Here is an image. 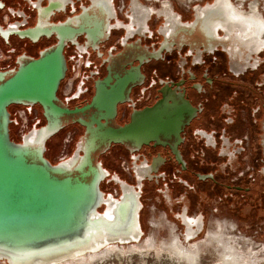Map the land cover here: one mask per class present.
<instances>
[{
  "label": "flooded vegetation",
  "instance_id": "flooded-vegetation-1",
  "mask_svg": "<svg viewBox=\"0 0 264 264\" xmlns=\"http://www.w3.org/2000/svg\"><path fill=\"white\" fill-rule=\"evenodd\" d=\"M237 1V5L231 0L226 2V11L234 15L222 17L214 12L215 18L223 20L208 17L204 26L182 32L181 28L193 22L195 12L198 16L211 13L212 2L205 7L192 6L189 18L168 2L154 10L136 1L119 8L115 0H0V71L15 70L22 60L36 59L54 46L59 38L51 26L60 27L69 21V27L77 29V16L87 15L89 24H99L103 33L96 40L87 38L86 33L65 40L66 72L57 96L70 109L91 101L98 79L109 72L122 76L131 70L140 76L128 85L125 99L116 105V125L128 123L134 111L164 98L171 101L181 96L193 110L180 133L176 147L179 158L170 146L172 141L165 146L149 143L134 151L112 144L98 156L102 165L107 159L114 164L126 160L132 169L133 187L139 185L140 199L147 189L158 193L163 188L177 204L191 200L201 207L209 201L220 204L238 200L241 205L261 207L264 16L260 0H250L245 11L240 8L245 0ZM107 21L108 30L104 31L102 26ZM79 22L83 29L92 27ZM37 23L48 35L45 31L34 37L19 35ZM75 51L83 54L84 65L81 78L65 97L62 91L71 74ZM31 109L41 124V108L34 105ZM68 128L83 133L78 124L63 130ZM117 176L122 179V175ZM112 183L108 177L101 185ZM181 212L189 242L203 228V217H189L186 209ZM190 227L196 229L191 231Z\"/></svg>",
  "mask_w": 264,
  "mask_h": 264
},
{
  "label": "water",
  "instance_id": "water-1",
  "mask_svg": "<svg viewBox=\"0 0 264 264\" xmlns=\"http://www.w3.org/2000/svg\"><path fill=\"white\" fill-rule=\"evenodd\" d=\"M208 17L223 20L215 18L214 12L205 16L195 12L191 25L180 31L204 26ZM76 19L77 29H71L69 21L50 27L58 32V42L38 58L22 60L15 70L0 71V259L8 264L52 261L83 249L100 237L125 236L132 229L140 233V238L139 185L124 193L123 187L128 185L110 175L98 156L112 144L134 151L149 143L165 146L172 141L170 146L179 158L176 147L181 141L180 133L193 115L187 101L177 96L134 111L128 123L116 125V105L125 99L128 85L140 76L131 70L122 76L109 72L98 79L91 101L70 109L57 96L66 72L65 40H74L81 33L96 40L103 33L99 24L91 23L89 27L87 15ZM79 20L89 29H83ZM102 27L108 30V21ZM41 31L48 35L37 23L18 33L34 37ZM34 105L41 108L44 124L33 125L19 142L13 141L9 108ZM72 124L83 128L73 153L64 161L51 163L45 157L47 142ZM108 177L120 191L117 199L110 201V209L105 202L110 195L100 189Z\"/></svg>",
  "mask_w": 264,
  "mask_h": 264
},
{
  "label": "rangeland",
  "instance_id": "rangeland-1",
  "mask_svg": "<svg viewBox=\"0 0 264 264\" xmlns=\"http://www.w3.org/2000/svg\"><path fill=\"white\" fill-rule=\"evenodd\" d=\"M115 1L119 8L123 5L126 7L128 3L136 1L142 6L151 7L154 10H159L163 2H168L178 13H186L190 18L192 6L198 5L201 7L213 0ZM231 1L235 5L238 4L237 0ZM248 2L250 0L242 2L240 8L245 11ZM259 9L264 16L263 0H260ZM9 110L12 111L11 108ZM11 126V139L19 142L20 140L15 136ZM69 131H72V129L62 130L50 139L47 157L51 160V163L59 162L58 157L63 139ZM77 134L70 144V155L82 135V130ZM104 163L103 167H107L112 172V176L120 174L122 175L120 180L133 186L132 169L126 160H120L114 164L107 159ZM100 189L115 198L120 194L119 187L114 183L110 186L102 187L100 185ZM140 202L143 204V208L139 212V216L141 215L139 220L142 229L141 240L120 245L122 249L106 251L92 260H86L78 264H264V205L250 207L249 205H241L238 200H224L220 204L209 201L201 207L198 206L196 201L191 200L177 204L174 199L168 197L166 190L163 188L158 193L147 189ZM182 209L187 210L189 217L198 218L200 215L203 217V228L198 230L194 236L191 235L193 237L189 242L186 238L189 234L187 226L180 220ZM98 211L101 212L102 208ZM189 229L194 231L196 227H190ZM214 234H219L218 240L213 238ZM171 239L175 241L177 239L180 248H182L178 249L184 252L183 255L176 253L171 248L175 247L169 244ZM219 240L225 247L228 246L227 250L232 244V249L228 252H232V255H234L233 262H229L231 259L227 260L223 257L224 252L221 251L224 249L222 245H219ZM149 242H152V245H149ZM237 255L239 258H236ZM2 262L8 264L6 261L2 260Z\"/></svg>",
  "mask_w": 264,
  "mask_h": 264
},
{
  "label": "bare ground",
  "instance_id": "bare-ground-1",
  "mask_svg": "<svg viewBox=\"0 0 264 264\" xmlns=\"http://www.w3.org/2000/svg\"><path fill=\"white\" fill-rule=\"evenodd\" d=\"M226 2H227V0H216L215 4L211 5L209 7V9L212 12H215V13L221 15L222 17H223V15H227V14H230V13L234 15V12L233 13L232 12L228 13L226 11V9H225L227 7V3ZM124 183H126V182H124ZM126 185H128V186L127 187H123V192L124 193H126L128 191L136 190L135 188H132L131 185H129L127 183H126ZM114 199H117V198H115L113 196H109V198H107V200H105L106 204H108V208L109 209L112 207L110 205L111 204L110 201L114 202L115 201ZM108 216L111 217V215H108ZM140 228H141V226H140ZM132 230L133 231H131L128 235H125V236H115V237L107 236V237H105L103 239H101L102 237H100L99 241H94V243H92L91 245H88L87 247H85L83 249L75 250L74 252H72L69 255L54 259L52 261L43 262V263H37V264H78V263L86 261V260H90V259L92 260L95 257L101 255L102 253H104L106 251L122 249V247H120V245L129 244L131 242H137L140 233L138 231H136L135 229H132ZM141 231H142V229H141ZM218 236H219V234L218 235L214 234L213 238L218 240L217 239ZM139 240H141V238ZM115 241L116 242L120 241V242L116 243ZM151 243L152 242H149V245H152ZM218 243H219L220 246L222 245V247L224 249V250L221 251V252H224L223 253V257H225L227 260L231 259V260H229V262H233L234 261V259H233L234 255H232V252H228V251H231L232 244H231V246H229V250H227V248H228L227 245L225 247L224 244H222V242L220 240L218 241ZM169 244L171 246H175V247H171V248L173 250H175L176 253H178L180 255H183L184 252L182 250L180 251V249H182V248H180V244L177 241V239H176V241L171 239V242ZM164 246H166V244H164ZM178 248H180V249H178ZM118 251H120V250H118ZM246 256H248V255H246ZM236 258H239L238 255L236 256ZM254 261H255V259H254ZM4 263L5 262H2V260L0 259V264H4ZM262 263H263V261H262ZM247 264H250V263H247Z\"/></svg>",
  "mask_w": 264,
  "mask_h": 264
},
{
  "label": "built area",
  "instance_id": "built-area-1",
  "mask_svg": "<svg viewBox=\"0 0 264 264\" xmlns=\"http://www.w3.org/2000/svg\"><path fill=\"white\" fill-rule=\"evenodd\" d=\"M84 65V56L83 54L75 51V57L72 65V70L70 76L67 78L66 83L63 87L62 94L67 97L71 92L73 84L81 78V71ZM12 116V130L14 131L15 136L21 140L25 134L31 129L33 125L40 124V117L38 114L28 107H13L11 111ZM76 129H72L66 133L65 138L63 139V144L60 149L58 160L59 162L64 161L70 157L69 148L70 144L73 142V139L77 136ZM123 165V163H122Z\"/></svg>",
  "mask_w": 264,
  "mask_h": 264
},
{
  "label": "trees",
  "instance_id": "trees-1",
  "mask_svg": "<svg viewBox=\"0 0 264 264\" xmlns=\"http://www.w3.org/2000/svg\"><path fill=\"white\" fill-rule=\"evenodd\" d=\"M42 124H44V120H43V118H42ZM12 137V136H11ZM49 142H50V140L47 142V149H46V152H45V157L48 159V157H47V152H48V150H49ZM49 160V159H48ZM49 161H51V160H49Z\"/></svg>",
  "mask_w": 264,
  "mask_h": 264
}]
</instances>
